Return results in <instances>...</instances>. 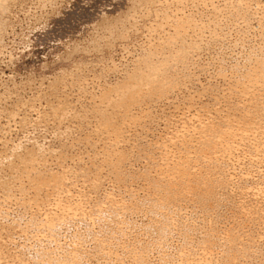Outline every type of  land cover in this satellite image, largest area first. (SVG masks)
Segmentation results:
<instances>
[{
	"label": "rangeland",
	"instance_id": "rangeland-1",
	"mask_svg": "<svg viewBox=\"0 0 264 264\" xmlns=\"http://www.w3.org/2000/svg\"><path fill=\"white\" fill-rule=\"evenodd\" d=\"M0 2V264H264V0Z\"/></svg>",
	"mask_w": 264,
	"mask_h": 264
},
{
	"label": "bare ground",
	"instance_id": "bare-ground-1",
	"mask_svg": "<svg viewBox=\"0 0 264 264\" xmlns=\"http://www.w3.org/2000/svg\"><path fill=\"white\" fill-rule=\"evenodd\" d=\"M1 3V2H0ZM56 180V179H55ZM59 180V179H58ZM57 181V180H56ZM53 183V182H52ZM55 183H57V182H55ZM43 184V183H42ZM48 185V184H47ZM54 185V184H53ZM56 186V185H55ZM39 188V187H38ZM45 188V187H44ZM56 189V188H55ZM52 190V189H51Z\"/></svg>",
	"mask_w": 264,
	"mask_h": 264
}]
</instances>
